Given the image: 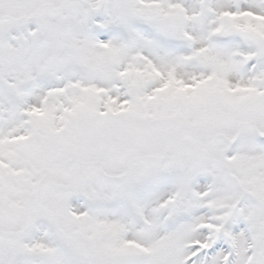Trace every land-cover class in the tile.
Instances as JSON below:
<instances>
[{"label": "snow or ice", "instance_id": "1", "mask_svg": "<svg viewBox=\"0 0 264 264\" xmlns=\"http://www.w3.org/2000/svg\"><path fill=\"white\" fill-rule=\"evenodd\" d=\"M0 264H264V0H0Z\"/></svg>", "mask_w": 264, "mask_h": 264}]
</instances>
